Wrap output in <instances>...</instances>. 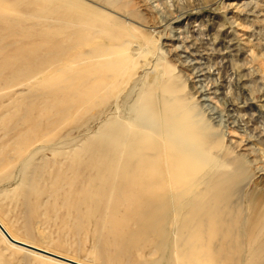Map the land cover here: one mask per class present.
<instances>
[{
  "label": "rangeland",
  "instance_id": "374dc122",
  "mask_svg": "<svg viewBox=\"0 0 264 264\" xmlns=\"http://www.w3.org/2000/svg\"><path fill=\"white\" fill-rule=\"evenodd\" d=\"M126 106L178 148L169 199ZM0 222L84 264H264V0H0Z\"/></svg>",
  "mask_w": 264,
  "mask_h": 264
},
{
  "label": "bare ground",
  "instance_id": "6f19581e",
  "mask_svg": "<svg viewBox=\"0 0 264 264\" xmlns=\"http://www.w3.org/2000/svg\"><path fill=\"white\" fill-rule=\"evenodd\" d=\"M81 17H84V16L79 15L78 18L75 20L73 18V22L75 23V26L77 27L76 29H78V27H80V28L83 27V26H81V24L83 23V21L85 19L81 18ZM73 29H75V28H73ZM162 47H166V46L162 45ZM176 56H177V54H176ZM178 59H181V58H178ZM156 69H157V67H156ZM159 78L160 77L157 75V77L155 79L159 80ZM152 82L157 83V81H155V80H153ZM132 98H133L132 102L134 105L136 103L140 102L139 101V99H140L139 92H136ZM199 101H203V100L200 99ZM195 106L197 107V105H195ZM201 106H202V104H201ZM131 110H132L131 106H128V107L126 106V110L123 114L125 126L127 129H137L139 131V133L142 134L144 137L141 138L139 136L138 132L135 131L132 139L129 140V142H128V139H126L128 147L122 151V157L124 159L125 165L128 166V168L133 169V173L135 176L140 174V177L143 179V174H145L146 178L148 179V182L150 180L149 174H150V170L152 167L161 171V173H162L161 178L163 179V184L166 185V190L163 193H160L159 195H160V197L164 198V196H165V199H169V197H172L174 195V193L177 191V189H179L181 187V185L178 186V182H176L172 179L173 176L176 179L180 176V174L178 172V168H179V164H180V163L178 164V162H180L179 156H178V148L176 147V145H170L169 144V140L171 139L170 135L165 136L159 130H158V133L154 134L155 135L154 138H151V137H149V135L147 133H144L143 131H145L147 129V126L145 124H140V121H141L140 118H135V117L131 118V116L129 117V115L131 114ZM196 115L198 116L199 113L197 112ZM208 116H210V115H208ZM208 120L207 121L205 120V123H208L209 122ZM176 131L183 136V139L193 138V136H192L193 134L189 131H181V130H179V128ZM149 140H154V141H153V143H148ZM126 145H125V147H126ZM125 150L127 152H125ZM241 155H243V154H239V157H242ZM156 157H158V160L154 164L150 163L149 159L150 158H156ZM141 169H143V171H141ZM122 177H124V174L122 175ZM132 182L137 185V184H139L140 179L139 178H133ZM178 212L179 213L183 212V210H179ZM3 236L9 242L8 243L9 245L14 246L13 244H16L19 247H22V248H17V247L16 248L21 250V251H24L25 253H27L26 252L27 250L25 251V250H23V248L31 250L32 252H36V253L46 255V256L51 257V258L53 257V258L60 260L64 263H67V264H84V263L78 262L74 259L64 257L62 255L50 252V251L45 250V249H41V248L36 247L30 243L19 240L15 236H13L0 222V238L2 240H4ZM31 251H29V252H31ZM32 254H34V253H32Z\"/></svg>",
  "mask_w": 264,
  "mask_h": 264
},
{
  "label": "water",
  "instance_id": "95a60500",
  "mask_svg": "<svg viewBox=\"0 0 264 264\" xmlns=\"http://www.w3.org/2000/svg\"><path fill=\"white\" fill-rule=\"evenodd\" d=\"M14 245H16V244H14ZM18 246V245H17ZM26 249V248H25Z\"/></svg>",
  "mask_w": 264,
  "mask_h": 264
}]
</instances>
